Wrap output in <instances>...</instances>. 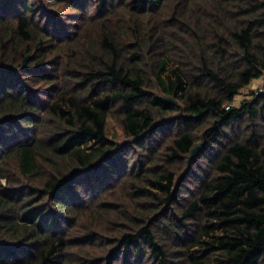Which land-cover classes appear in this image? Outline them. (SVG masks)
<instances>
[{"label":"trees","instance_id":"obj_1","mask_svg":"<svg viewBox=\"0 0 264 264\" xmlns=\"http://www.w3.org/2000/svg\"><path fill=\"white\" fill-rule=\"evenodd\" d=\"M263 76L264 0H0V264H264Z\"/></svg>","mask_w":264,"mask_h":264},{"label":"rangeland","instance_id":"obj_2","mask_svg":"<svg viewBox=\"0 0 264 264\" xmlns=\"http://www.w3.org/2000/svg\"><path fill=\"white\" fill-rule=\"evenodd\" d=\"M264 87V76L257 80L256 82H252L246 89H244L237 97L235 104L238 105L240 101L243 99L251 98L254 95H256V92L259 91V89ZM110 131H112L113 135L115 134L119 139L122 138V132L120 127H118L114 122L111 121L110 125Z\"/></svg>","mask_w":264,"mask_h":264},{"label":"water","instance_id":"obj_3","mask_svg":"<svg viewBox=\"0 0 264 264\" xmlns=\"http://www.w3.org/2000/svg\"><path fill=\"white\" fill-rule=\"evenodd\" d=\"M164 99H165L166 101H168V102L176 103V101H175L174 99H172V98L167 97V98H164ZM200 150H201V146L199 145V146H197V147L193 150V153H192V155H191V158L196 157V156L198 155V153L200 152Z\"/></svg>","mask_w":264,"mask_h":264},{"label":"built area","instance_id":"obj_4","mask_svg":"<svg viewBox=\"0 0 264 264\" xmlns=\"http://www.w3.org/2000/svg\"><path fill=\"white\" fill-rule=\"evenodd\" d=\"M261 94H264V87L259 89V91L256 92V95H261ZM230 106H232V104L227 106V108H229Z\"/></svg>","mask_w":264,"mask_h":264},{"label":"crops","instance_id":"obj_5","mask_svg":"<svg viewBox=\"0 0 264 264\" xmlns=\"http://www.w3.org/2000/svg\"><path fill=\"white\" fill-rule=\"evenodd\" d=\"M256 82V81H255Z\"/></svg>","mask_w":264,"mask_h":264}]
</instances>
